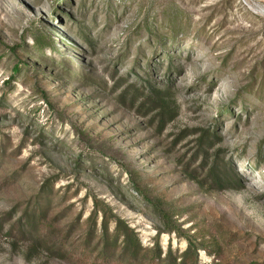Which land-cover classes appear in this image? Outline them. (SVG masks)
<instances>
[{
    "label": "rangeland",
    "instance_id": "rangeland-1",
    "mask_svg": "<svg viewBox=\"0 0 264 264\" xmlns=\"http://www.w3.org/2000/svg\"><path fill=\"white\" fill-rule=\"evenodd\" d=\"M0 264H264V0H0Z\"/></svg>",
    "mask_w": 264,
    "mask_h": 264
}]
</instances>
